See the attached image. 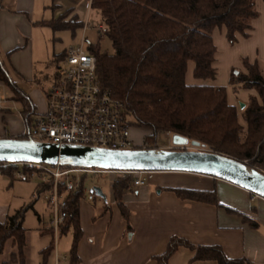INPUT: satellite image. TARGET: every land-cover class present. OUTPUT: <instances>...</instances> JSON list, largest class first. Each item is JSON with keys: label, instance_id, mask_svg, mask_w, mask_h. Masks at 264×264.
Masks as SVG:
<instances>
[{"label": "trees", "instance_id": "trees-1", "mask_svg": "<svg viewBox=\"0 0 264 264\" xmlns=\"http://www.w3.org/2000/svg\"><path fill=\"white\" fill-rule=\"evenodd\" d=\"M1 3L2 0L0 8ZM91 7L101 12L104 36L113 48V52H107L100 42L88 44V50L97 60L98 78L103 87L109 88L123 102L134 127L147 131L145 143L157 145L159 133L171 131L190 141H198L205 148L211 147L218 153L247 160L252 168L264 172V65L244 59L245 70L233 69L231 73L230 84L234 86V92L242 89L256 91V94L250 95L242 111L247 129L240 121L237 107L229 103L225 86L186 82L191 61L195 63V78L217 77L214 30L225 28L231 44L237 42L238 35L249 36L252 20L259 16L256 0H92ZM50 25L55 30H76L85 24L76 17L65 21V16H62ZM66 51L57 59H63ZM0 79L13 88L18 100L23 103V115L29 120L34 106L11 81L1 57ZM138 148H143V145H138ZM15 168L2 169V172L13 180L16 178L13 173ZM25 171L34 172V168H25ZM36 172L39 174L40 170ZM84 180L81 178L79 188L71 191H66L60 182L59 191L67 201L68 211L62 231L72 228L75 231L70 256L73 263L79 259L77 245L82 235L80 200L85 193ZM133 183L132 175L113 180L116 202L126 220L130 212L123 202V195ZM52 186L53 181L40 182L37 188L49 190ZM173 191L185 199L220 204L214 191L184 188ZM25 214L26 208L23 207L8 215L4 223L0 222V264H28L29 239L24 227ZM9 241L13 250L4 259ZM180 247L195 251L194 260L252 264L245 258H229L219 245L197 246L179 236H172L167 249L154 256L156 264H169ZM53 250L54 244L51 243L41 252V264H48Z\"/></svg>", "mask_w": 264, "mask_h": 264}, {"label": "crops", "instance_id": "crops-1", "mask_svg": "<svg viewBox=\"0 0 264 264\" xmlns=\"http://www.w3.org/2000/svg\"><path fill=\"white\" fill-rule=\"evenodd\" d=\"M91 2L2 0L0 57L11 81L28 96L34 106L28 122L31 123L36 114L46 110V97L41 86L49 76L47 68L51 54L43 29L51 28V22L62 16H65V21L76 17L84 24L89 23L90 10L93 9ZM256 6L259 16L252 20L249 36L238 35L237 42L231 44L225 28L214 30L213 39L217 46L214 66L216 69L221 68L224 74L220 82L218 79L214 81L217 84L213 86H224L227 80L230 83L235 68L244 71V59L251 63L259 61L264 65V0H256ZM42 13L50 18H42L45 17L41 16ZM194 69L195 63L189 62L186 82L205 85L203 83L206 81L201 83L194 78ZM227 94L229 103L237 106L238 98L245 103L256 91L242 89L235 93L229 84ZM23 109V103L18 100L13 88L0 79V137L22 138L27 128ZM144 132L145 136L147 131ZM132 134L136 144L142 145L143 141L135 138L134 131ZM109 175H113L109 197L98 196L85 187L80 200L82 235L77 245V263L71 261V253L70 256H61V236L66 232L61 230L56 238L48 229L49 221L34 232L29 231L24 223L29 231L28 264H41V252L51 243L54 244V250L48 264H54L56 252L60 264H156L154 256L167 249L172 236L182 237L197 246L219 245L229 258H245L252 264H264V198L253 197L244 188L207 175L154 171L144 176L143 185L133 183L124 192L123 202L130 212L126 220L116 202L113 180L129 174ZM177 188L214 191L220 204L179 197L173 191ZM48 193L49 190L37 188L33 197H43L51 212L46 199ZM13 209L11 204H5L4 195L0 199V222L4 223L8 215L19 210ZM255 222L257 224L253 225ZM70 230L73 231L72 250L75 231L73 228ZM6 246H10V250L4 259L13 250L11 241ZM194 256L195 251L180 247L170 258L169 264H218L215 260H194Z\"/></svg>", "mask_w": 264, "mask_h": 264}, {"label": "built area", "instance_id": "built-area-1", "mask_svg": "<svg viewBox=\"0 0 264 264\" xmlns=\"http://www.w3.org/2000/svg\"><path fill=\"white\" fill-rule=\"evenodd\" d=\"M87 25L86 22L84 30ZM98 31L103 36V24L98 27ZM85 35L86 33L83 34L79 45L67 49L56 76L46 89V110L36 114L31 123L24 117L27 128L22 138L59 145H84L113 150L138 148L132 134L134 125L125 111L123 102L115 97L109 88L103 87L98 78L97 60L88 50ZM172 135L168 137L169 144L173 143ZM14 167L16 168L13 173L18 179L38 175L42 182L53 181L46 199L52 213L48 229L56 238L65 227L68 217L67 201L59 191L60 182L66 191L76 190L80 186V179L75 174L84 172L134 175V184L143 185L144 176L151 173L144 170L77 168L44 163H0L1 171ZM25 168H34V172L25 171ZM37 169L40 170L39 174ZM251 194L253 197H259L253 192ZM54 264H60L57 252Z\"/></svg>", "mask_w": 264, "mask_h": 264}, {"label": "water", "instance_id": "water-1", "mask_svg": "<svg viewBox=\"0 0 264 264\" xmlns=\"http://www.w3.org/2000/svg\"><path fill=\"white\" fill-rule=\"evenodd\" d=\"M245 103H241L243 108ZM172 142L187 148L190 140L174 134ZM192 149L135 148L113 150L84 145H59L21 137H0V162H25L77 168L114 170L175 171L221 179L264 198V172L244 161L218 152H211L198 141ZM202 148V150H200ZM90 192L105 198L100 187Z\"/></svg>", "mask_w": 264, "mask_h": 264}, {"label": "rangeland", "instance_id": "rangeland-1", "mask_svg": "<svg viewBox=\"0 0 264 264\" xmlns=\"http://www.w3.org/2000/svg\"><path fill=\"white\" fill-rule=\"evenodd\" d=\"M43 15L45 17H42V18H45V19L50 18L44 13H42L41 16ZM88 22L89 23L87 25V31L85 35L86 44L87 45L96 44L100 42V45L103 50L107 52H113V48H112V44L110 40L106 38L104 34L102 36L101 33L98 31V27L103 24L102 14L98 9L93 8L90 10V16H89ZM43 30H44L45 36L47 35V38H48L47 47H48L49 53L51 54V59L49 62V66L47 68V73H49V76L47 77V79H44L45 83L43 84V86H41V89L43 90L44 95H45L46 89L50 87L52 79L57 74L58 66L61 65L62 63V59L58 60L57 56L61 55L69 47L77 46L81 43L84 28L79 27L76 30H70V29L55 30L52 27L51 28L48 27L47 29L44 28ZM235 69L238 70V68H235ZM222 72L223 70L221 68H218L216 78H212V79H199L195 77L194 78L197 79L198 81H201V83L205 81L207 82L203 84L213 85V84H217V83H214V81H216L217 79L220 82L221 80L220 77H223V74H224V73L222 74ZM221 74L222 76H220ZM229 84H230L229 80H227V83L224 86L227 88L229 87ZM230 86H231V89L234 91V86L232 84H230ZM241 103H244V102H242V100L238 98V100L236 101V104H237L236 107L239 112L240 121L244 125L245 129H247V123L244 121L242 117V111L245 108L248 101L245 102V105L243 108L241 107ZM133 131L135 132V138L137 137L140 138V141L142 140L143 144L147 146V148H150V149L160 148V150H162V149L172 148V149L180 150V149L185 148V147L183 148V147H177V146L175 147V145L173 146V143L169 144L168 137L169 135L173 134L171 131L160 132L158 135L157 145L156 144L153 145L151 143L149 144L145 143L143 139L145 137L144 136L145 132L143 129L134 127ZM173 135H172V139H173ZM191 142L192 141L187 143L188 147L185 149H192ZM153 146H156V147H153ZM206 149L211 152H216L211 147H207ZM200 150H202V148H200ZM244 162L249 164V161L247 160H244ZM248 166L252 168L250 164ZM1 173L2 171L0 170V179H2V181L0 180V191H1L0 199H2L5 195V204H11L13 208H15L13 210H16L18 208L20 209L21 207L26 208L24 223H25V226L29 229V231L34 232V231H38L42 229L43 226L51 220L52 214L43 197L38 196L37 199L33 197V194L35 193L38 185L41 182V178L38 175H36L28 180L18 179V178H14L12 180L9 175L1 174ZM75 175L80 180L81 178H85L84 180L85 187L89 189L95 186L100 187L103 189V193L105 195H108L109 197V191H110V186H111V181L113 179V175H109V174L94 175L92 173L85 174L84 172L77 173ZM40 218L42 219L40 220ZM72 238H73L72 230H69L68 232L64 233L61 236V243H60L61 253L60 254L62 257L70 256ZM9 250H10V246H6V249L3 254V258H5V255H7Z\"/></svg>", "mask_w": 264, "mask_h": 264}]
</instances>
